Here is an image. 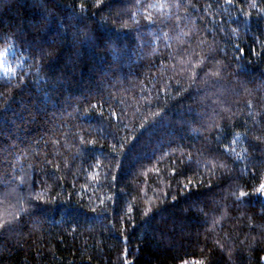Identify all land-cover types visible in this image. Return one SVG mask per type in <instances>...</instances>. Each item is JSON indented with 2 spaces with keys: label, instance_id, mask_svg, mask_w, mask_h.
Returning a JSON list of instances; mask_svg holds the SVG:
<instances>
[{
  "label": "trees",
  "instance_id": "1",
  "mask_svg": "<svg viewBox=\"0 0 264 264\" xmlns=\"http://www.w3.org/2000/svg\"><path fill=\"white\" fill-rule=\"evenodd\" d=\"M261 183L264 0H0V264H264Z\"/></svg>",
  "mask_w": 264,
  "mask_h": 264
},
{
  "label": "snow or ice",
  "instance_id": "2",
  "mask_svg": "<svg viewBox=\"0 0 264 264\" xmlns=\"http://www.w3.org/2000/svg\"><path fill=\"white\" fill-rule=\"evenodd\" d=\"M259 191H260L262 194H264V183H261V184H260ZM240 195H241V196H247L248 194H247V193H244V192H241Z\"/></svg>",
  "mask_w": 264,
  "mask_h": 264
}]
</instances>
